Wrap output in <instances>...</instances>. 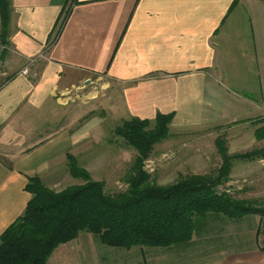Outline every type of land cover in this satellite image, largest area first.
I'll use <instances>...</instances> for the list:
<instances>
[{"label": "crops", "instance_id": "crops-1", "mask_svg": "<svg viewBox=\"0 0 264 264\" xmlns=\"http://www.w3.org/2000/svg\"><path fill=\"white\" fill-rule=\"evenodd\" d=\"M9 3L4 59H40L41 78L20 76L0 88V240L33 197L29 179L55 167V145L41 143V130L56 121L61 79L78 87L105 77L122 87L130 118L174 113L173 124L183 128L264 113V0ZM132 249L107 247L84 232L48 264H130ZM224 258L264 264V238L255 235L247 249Z\"/></svg>", "mask_w": 264, "mask_h": 264}, {"label": "rangeland", "instance_id": "rangeland-1", "mask_svg": "<svg viewBox=\"0 0 264 264\" xmlns=\"http://www.w3.org/2000/svg\"><path fill=\"white\" fill-rule=\"evenodd\" d=\"M0 19L1 40L5 42ZM39 65L38 58L14 65L7 62V75L0 77V88L20 76L38 81ZM88 82L77 87L73 81L61 79L60 89L53 96L56 121L45 122L41 130V143L48 140L55 145L56 164L40 178L46 187L57 192L85 184V179L71 173L73 157L92 181L103 184L106 193L124 192L134 175L138 156L134 147L115 134L130 118L124 91L105 77L92 76ZM218 141L223 142L229 156L260 151L253 158L235 159L228 177L216 186V191L251 209L264 210V113L205 128H183L172 121L169 135L154 145L144 161L149 181L170 186L189 176L216 177L223 164ZM263 216V212L254 211L235 217L224 213L199 217L190 242L168 247L134 246L130 248V264H225L226 254L247 249L255 235L264 238ZM84 232L88 231L81 233ZM111 259L103 264H123V260Z\"/></svg>", "mask_w": 264, "mask_h": 264}, {"label": "trees", "instance_id": "trees-1", "mask_svg": "<svg viewBox=\"0 0 264 264\" xmlns=\"http://www.w3.org/2000/svg\"><path fill=\"white\" fill-rule=\"evenodd\" d=\"M68 13L66 7L65 16ZM0 14L5 39L9 0H0ZM174 116L159 113L154 121L132 117L115 130L117 136L138 151L134 175L124 192L106 193L103 184L92 181L73 157L71 173L85 179V184L57 192L46 187L40 176L31 177L26 190L33 197L25 213L1 235L0 264H47L56 248L83 231L96 234L111 247H168L190 242L199 217L211 213L230 217L254 211L264 213L216 191V186L228 177L235 159L253 158L260 151L229 156L223 142L218 141L223 164L216 177L189 176L170 186L149 181L144 161L154 145L169 135Z\"/></svg>", "mask_w": 264, "mask_h": 264}, {"label": "built area", "instance_id": "built-area-1", "mask_svg": "<svg viewBox=\"0 0 264 264\" xmlns=\"http://www.w3.org/2000/svg\"><path fill=\"white\" fill-rule=\"evenodd\" d=\"M7 49V45L5 42L1 40V19H0V77H4L7 75V62L4 59V52ZM27 73V71H25ZM263 226L262 231H264V216L262 217Z\"/></svg>", "mask_w": 264, "mask_h": 264}]
</instances>
